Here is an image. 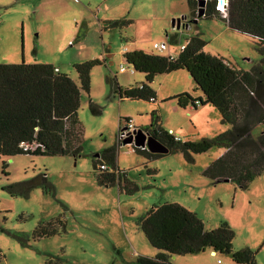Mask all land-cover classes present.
<instances>
[{"label":"rangeland","instance_id":"obj_1","mask_svg":"<svg viewBox=\"0 0 264 264\" xmlns=\"http://www.w3.org/2000/svg\"><path fill=\"white\" fill-rule=\"evenodd\" d=\"M183 17L189 22L177 28L175 23ZM122 18L130 23L108 26L107 21ZM195 30L206 42L205 52L236 68L249 70L260 58L256 40L225 28L222 20L191 21L187 0H0L1 64H51L79 85L73 66L102 61L90 72L89 92L80 94L77 117L83 141L79 156L0 155V264H136L138 256L155 257L159 250L148 242L137 219L166 202L194 212L206 230L227 223L234 233L232 250L249 249L254 264H264V173L245 188L231 181L212 182L203 171L223 148L192 154L193 161L179 152L145 159L131 143L118 139L125 118L144 129L154 109L161 127L182 140L212 138L228 129L210 104L196 103L195 109L176 105L169 95L173 92L203 97L185 70L154 77L149 85L155 102L120 98L106 81L115 77L121 87L145 81L125 62L124 47L173 55ZM173 34L176 43L167 37ZM160 42L166 43V49L153 47ZM90 102L98 112L91 111ZM258 130H264V125ZM110 147L117 149V166L125 179L137 187L131 194L117 184L96 180L95 154ZM40 175H45L52 189L44 192L36 185ZM30 180L35 185L27 196L7 190L10 184ZM57 219L62 225L55 223L54 234L33 235L38 225ZM22 235L24 242L17 239ZM169 260L173 264H237L230 254L209 248L172 255Z\"/></svg>","mask_w":264,"mask_h":264},{"label":"trees","instance_id":"obj_2","mask_svg":"<svg viewBox=\"0 0 264 264\" xmlns=\"http://www.w3.org/2000/svg\"><path fill=\"white\" fill-rule=\"evenodd\" d=\"M200 1L187 0L191 21L196 22L202 17L217 18L231 30L256 40L260 58L249 70L236 68L222 57L205 52L206 42L195 30L175 57L141 49L123 53L125 62L144 75V82L121 87L115 77H107L106 81L120 98L155 101V91L149 85L154 77L185 70L203 98L180 92L171 97L176 105L195 109L196 103L210 104L219 112L221 122L227 124L228 129L212 138L182 140L161 127L160 116L154 109L149 114V124L139 130L154 137L167 148V152L134 148L135 153L153 159L179 152L193 161L192 154L204 153L213 147L223 148L224 152L204 169V175L212 182L231 181L245 188L264 173V130H258L264 125V0H227L224 11L217 9L218 0H204L202 7ZM107 23L111 27H123L130 20L122 18ZM168 38L170 43L177 42L174 34ZM100 64L99 59L75 64L77 85L51 64L0 63V155L79 156L83 141L82 126L77 117L80 94L89 92L90 72ZM89 106L92 112L99 111L92 102ZM21 144L33 147L24 150ZM116 155L114 147L95 154L92 164L96 180L104 185L117 184L121 191L131 194L137 187L125 179L124 172L117 166ZM34 185V180L18 182L10 184L7 190L11 195L27 196ZM36 185H41L44 192L52 189L45 175L36 178ZM53 222L38 225L33 235L54 234L55 223L61 226L62 221ZM137 225L159 252L155 257L138 256L136 264H173L169 260L172 255L199 253L206 248L215 253L230 254L237 264L255 263L254 254L249 249L232 250L234 233L227 223L221 222L216 228L206 230L194 212L178 203L166 202L150 208L137 219ZM17 239L24 242L26 237L22 235Z\"/></svg>","mask_w":264,"mask_h":264},{"label":"built area","instance_id":"obj_3","mask_svg":"<svg viewBox=\"0 0 264 264\" xmlns=\"http://www.w3.org/2000/svg\"><path fill=\"white\" fill-rule=\"evenodd\" d=\"M222 4H220L218 1H217V5H216V7H217V9H219V10H222V11H224V9H225V7H226V5H227V0H222ZM187 19H186V17H183V19L182 20H180L179 19V27L180 26H185L184 25V21H186ZM176 25H177V23H175ZM175 24H174V26H175ZM173 26V27H174ZM178 27V28H179ZM167 37H169V35H167ZM185 45H186V41H184V43H182L181 45H180V47H179V51L180 50H182V49H184V47H185ZM153 47L155 48V49H158V50H164V49H166V43L165 42H160V43H154V45H153ZM178 51V52H179ZM124 53V52H123ZM177 54H173V55H169V56H171V57H175ZM119 70L121 71V72H124L125 71V67L123 66V65H120V68H119ZM130 72H133V69H130ZM139 129H137L134 125H133V123L131 122V121H129V120H126L125 121V123H124V125H120L119 126V129H118V139H119V141H124V140H127V139H129V138H132V141L130 142L131 144H132V147L133 148H138V149H141V150H148V148H147V145H146V143L145 144H143V145H136L135 144V142H134V137H135V134H136V132L138 131ZM143 133H145L147 136H148V134L145 132V131H142ZM21 146H22V148L24 149V150H26L27 148H32L33 146H29V145H27V144H21ZM101 168H106V166L105 165H101ZM220 260H218V262H219Z\"/></svg>","mask_w":264,"mask_h":264},{"label":"water","instance_id":"obj_4","mask_svg":"<svg viewBox=\"0 0 264 264\" xmlns=\"http://www.w3.org/2000/svg\"><path fill=\"white\" fill-rule=\"evenodd\" d=\"M218 2L220 4H222V0H218ZM204 4V0L199 2V6L202 7ZM202 13V10L199 11V15ZM179 19L177 20V25L176 27H179ZM174 25V23H173ZM132 141V138H129L127 140H124L123 143H130ZM134 142L136 145H143L146 143L148 151L150 152H156V153H166L167 152V148L165 146H163L162 144H160L159 142H157L154 137L151 136H147L145 133H143L142 131L138 130L135 134L134 137ZM214 253V252H213Z\"/></svg>","mask_w":264,"mask_h":264},{"label":"crops","instance_id":"obj_5","mask_svg":"<svg viewBox=\"0 0 264 264\" xmlns=\"http://www.w3.org/2000/svg\"><path fill=\"white\" fill-rule=\"evenodd\" d=\"M225 28H227L228 29V26H226L225 25ZM230 29V28H229ZM135 46H133V48H127V47H124L123 49H122V53L123 52H126V51H130V50H135V49H142V48H134ZM170 55V53H167V54H165V56H169ZM107 56H109V54L107 55ZM179 91H181V90H179ZM175 93H177V92H175ZM174 92L173 93H171V94H169V95H171V96H174V95H176ZM180 93V92H179ZM194 97H200V98H203V97H201V95H199V94H196V95H193ZM167 97V96H166ZM169 97V96H168ZM156 101V100H155ZM154 101V102H155ZM189 108H191V109H193L192 107H189ZM178 138H180L179 136H177ZM224 152V151H223ZM222 152V153H223ZM213 252V251H212Z\"/></svg>","mask_w":264,"mask_h":264}]
</instances>
